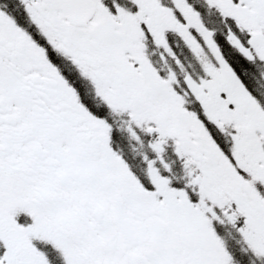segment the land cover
Here are the masks:
<instances>
[{"label":"snow or ice","instance_id":"1","mask_svg":"<svg viewBox=\"0 0 264 264\" xmlns=\"http://www.w3.org/2000/svg\"><path fill=\"white\" fill-rule=\"evenodd\" d=\"M0 264H264V0H0Z\"/></svg>","mask_w":264,"mask_h":264}]
</instances>
